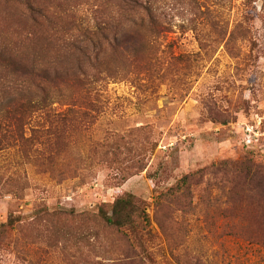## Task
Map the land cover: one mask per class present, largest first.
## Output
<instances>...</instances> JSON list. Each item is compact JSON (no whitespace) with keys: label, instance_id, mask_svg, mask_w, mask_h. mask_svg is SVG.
<instances>
[{"label":"rangeland","instance_id":"rangeland-1","mask_svg":"<svg viewBox=\"0 0 264 264\" xmlns=\"http://www.w3.org/2000/svg\"><path fill=\"white\" fill-rule=\"evenodd\" d=\"M6 1L0 0V25L6 19L14 22L19 12ZM243 1L232 0L231 24L244 12ZM158 4L166 14L157 42L159 72L151 79L129 74L124 80L109 81L102 112L92 124L81 122L82 130L71 132L63 154L66 162L47 164L45 151L30 152L27 161L18 144L0 150V223L13 219V228L1 239L0 264H77V256L66 258L63 246L73 247L74 236L83 233L92 243L94 231L100 235L99 243L107 242L108 262L128 260L120 242L123 235L128 234L129 243L139 250L129 232L104 230L95 220L98 207L109 209L115 197L127 192L146 213L139 225L143 264H187L195 258L209 264H264V247L213 236L200 213L183 216L187 223L173 226L171 240L155 219L162 214L160 204H167L164 194L178 186L193 190L199 178L185 185L180 182L184 175L198 174L225 159L251 157L264 164L262 3L257 1L247 10L254 19L245 40L233 44L235 52H228L223 41L214 44L211 58L193 73L197 76L192 71L187 75L182 63L173 65L175 57L197 52V36L220 38L221 20L213 27L210 18L191 8L188 0ZM181 78L191 83L190 89L180 85ZM104 141L113 144L117 155L101 161L91 150L94 143ZM155 143L156 148L147 152ZM145 162L143 171L123 179L131 166ZM52 211L57 212L51 215ZM178 214L177 219H182Z\"/></svg>","mask_w":264,"mask_h":264},{"label":"trees","instance_id":"trees-1","mask_svg":"<svg viewBox=\"0 0 264 264\" xmlns=\"http://www.w3.org/2000/svg\"><path fill=\"white\" fill-rule=\"evenodd\" d=\"M7 1L19 12L14 22L6 19L0 25V150L18 144L27 161L30 152L45 151L47 164H62L71 132L82 130L81 122L92 124L102 112L104 87L109 81L124 80L129 74L150 79L157 75L161 66L157 42L166 14L160 10L159 0ZM188 1L191 8L210 18L213 27L221 20V32L217 39L210 34L197 36V52L175 57L173 65L182 63L187 75L191 71L198 75L193 73L211 58L213 45L220 41L228 52H235L233 44L250 33L254 18L247 10L257 1L262 3L259 15L264 22V0H244L245 10L232 24V0ZM181 84L191 88L186 79L181 78ZM57 105L64 110L57 111ZM112 145L96 142L91 152L101 161L109 160L117 155ZM155 148L156 143L147 152ZM134 165L123 179L143 171L147 162ZM192 178H199L193 182V190L178 186L164 194L167 204H160L162 214L155 219L166 238L173 239V226L186 222L183 216L197 212L213 236L264 247V164L251 157L225 159L198 174L184 175L180 182L186 185ZM145 218L144 207L129 192L115 197L109 209L100 206L95 212L102 229L129 232L139 250L129 243L128 234L123 235L124 242H120L128 260L108 262L110 250L107 242H98V231L93 232L96 239L92 243L85 233L75 235V245L63 246V252L68 260L77 256V264H143L140 250L145 247L139 225ZM12 222L10 218L0 223V243L13 228ZM187 264L209 263L195 258Z\"/></svg>","mask_w":264,"mask_h":264},{"label":"built area","instance_id":"built-area-1","mask_svg":"<svg viewBox=\"0 0 264 264\" xmlns=\"http://www.w3.org/2000/svg\"><path fill=\"white\" fill-rule=\"evenodd\" d=\"M246 142H247V143H250V142H251V137H250V135H249V137L247 138Z\"/></svg>","mask_w":264,"mask_h":264}]
</instances>
